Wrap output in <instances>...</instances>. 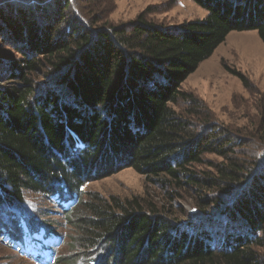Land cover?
Returning a JSON list of instances; mask_svg holds the SVG:
<instances>
[{"label":"trees","instance_id":"obj_1","mask_svg":"<svg viewBox=\"0 0 264 264\" xmlns=\"http://www.w3.org/2000/svg\"><path fill=\"white\" fill-rule=\"evenodd\" d=\"M192 1L205 19L168 27L144 13L94 28L103 13L89 17L77 0H0V38L21 54L0 62L10 73L0 85V238L10 249L35 251L38 264H264V140L173 108L198 103L181 86L232 32L257 31L264 44V0ZM212 154L222 161L206 176L190 169ZM128 168L165 189L195 188L207 218L177 223L139 198L89 192L58 205L77 233L61 257L65 236L25 195L53 204ZM215 219L247 235L223 233L220 250L193 236Z\"/></svg>","mask_w":264,"mask_h":264},{"label":"rangeland","instance_id":"obj_2","mask_svg":"<svg viewBox=\"0 0 264 264\" xmlns=\"http://www.w3.org/2000/svg\"><path fill=\"white\" fill-rule=\"evenodd\" d=\"M77 4L89 17L103 13L102 21L94 25V28L121 25L136 20L140 14L144 13L150 20L168 27L178 26L186 21L203 20L208 15L206 10L192 0H77ZM63 25L66 27V24ZM15 47L0 38V62L7 61L9 64L19 59L21 54ZM6 67L0 65V85L2 86L6 85L2 73L10 74ZM44 80V76L41 80L39 79L41 82ZM180 90L193 96L199 104L191 107L184 100H179L173 106L179 114L186 115L194 112L195 122L199 120L201 122L202 118L237 137L254 140L258 144L264 140V44L257 31L232 32L213 56L204 61L182 84ZM254 150V148L245 147L238 151L249 153L255 152ZM221 161L222 159L215 154L205 155L203 164L190 166V169L204 177L206 173L212 171L209 162ZM261 164L263 166L264 162ZM195 190L189 187L182 190L165 189L128 168L110 177L93 180L78 191L64 189L59 192V197L53 204L40 195L27 193L25 197L26 202L34 207L35 212L41 213L44 221L65 236L66 246L60 250V256L67 257L71 253L72 238H76L77 233L66 223L65 217L59 214L62 209L58 205L78 206L89 192L126 200L139 198L144 204L157 206L177 223L187 224L194 217L207 218L198 212L201 197ZM208 196L212 198L211 195ZM222 201L223 204L225 203L222 207L224 209L228 203L223 198ZM229 209L231 210L230 207L226 208L224 212L226 213ZM57 226L62 227L57 229ZM188 228L189 231L192 230L190 226ZM238 228L240 230L230 222L226 225L223 219L219 221L215 219L212 226L203 225L196 235L192 234L195 238H200L201 232L205 233V236H209L208 245L210 247L214 245L216 250H220L225 247L222 242L223 233L232 237L247 235L243 231L245 227ZM217 237L220 241H216ZM9 242V239L3 242L0 238V264H38L35 254H31L30 250L25 251L21 248L12 250L7 244ZM255 251H258L260 260L263 262L264 248H255Z\"/></svg>","mask_w":264,"mask_h":264}]
</instances>
